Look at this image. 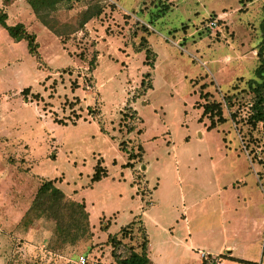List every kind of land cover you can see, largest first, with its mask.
<instances>
[{"label": "rangeland", "instance_id": "374dc122", "mask_svg": "<svg viewBox=\"0 0 264 264\" xmlns=\"http://www.w3.org/2000/svg\"><path fill=\"white\" fill-rule=\"evenodd\" d=\"M153 2L59 0L35 14L26 0H0L5 22L22 23L38 43L32 56L0 26V264H78L79 255L115 264L106 236L133 218L147 234V264H202L195 249L215 264H241L225 257L228 249L218 256L221 241L232 256L264 264V166L250 162L242 125L229 117L245 115L249 96L231 107L223 97L253 75L264 0H173L157 20ZM223 12L209 33L207 21ZM143 25L152 68L139 42ZM202 83L226 118L209 130L198 120ZM129 109L135 114L121 118ZM120 141L142 147L132 168L123 166ZM99 157L106 176L90 184ZM44 179L84 203L89 235L74 245L53 240L50 220L18 224Z\"/></svg>", "mask_w": 264, "mask_h": 264}, {"label": "trees", "instance_id": "16d2710c", "mask_svg": "<svg viewBox=\"0 0 264 264\" xmlns=\"http://www.w3.org/2000/svg\"><path fill=\"white\" fill-rule=\"evenodd\" d=\"M35 14L41 12H48L53 9L54 4L59 0H26ZM153 1L158 2L156 12L153 13L151 19L163 15L169 9V2L167 0H149V4H154ZM160 4V5H159ZM155 5V4H154ZM262 18L260 20V26L264 27V3L261 6ZM211 18L216 19L217 25L220 23V19L216 15H212ZM6 14L0 8V26L5 30L6 35L13 41L24 40L26 43L27 52L32 55H37L38 43L35 38V34L28 31L25 26L20 23H14L9 25L5 22ZM85 21L84 17L82 18ZM150 24V22L148 23ZM46 25V22H44ZM145 32V36L139 37L141 49L144 51V63L149 67H153L154 52L150 49L147 43V35L151 33L147 29L146 25L141 27ZM256 65L253 68V75L244 80L245 86L239 87L237 82L231 85L230 93H225L224 100L227 107H231L234 104L233 98H237L240 94H247L249 96L248 105L246 107V113L243 117H238V111L235 109L229 113V117L232 119L234 126L241 123L242 127H237L239 133L240 143L242 148L249 155L250 162L255 161L261 166H264V37L258 42V46L255 52ZM89 66L92 67V59L89 61ZM149 73L146 72L145 76ZM240 81V77L237 78ZM141 79L140 86H143ZM147 84V83H146ZM204 84L198 86L197 96L203 99V102L199 104L200 116L198 120L205 117L208 121L205 128L207 130L216 127L226 121V118L222 115L221 103L210 97L208 91L201 92V88ZM151 87L148 83L144 86L142 92L144 93ZM203 88V87H202ZM23 97L29 94V88L24 87L19 92ZM31 94V93H30ZM31 97L36 99L37 94H31ZM130 113H123L121 118H128L132 114H135L132 109H129ZM238 117V118H237ZM128 130V129H127ZM101 131V129H100ZM137 133L140 130H136ZM224 141V137H222ZM122 141L118 143V147L121 151L126 153V162L124 167H133L134 161L141 160L142 147L137 144L135 150L131 147L126 150L122 146ZM261 154V157H259ZM263 154V155H262ZM106 176V171L102 166L101 157L96 158L94 165L92 166V173L89 177V183L99 181ZM259 178V175H257ZM135 180V179H134ZM133 180V182H134ZM137 180V179H136ZM264 191V186H262ZM44 218L50 220L53 223V240L60 245H74L79 239L88 233V221L87 212L84 209L83 202H75L72 200H66L62 190L54 184V179L41 180L36 188L30 203L24 211L19 225L26 226L33 221ZM75 219L79 223H75ZM107 225L103 226L106 229ZM125 239L127 241H125ZM133 240L134 243H130ZM110 246V256L113 258L115 264H147L148 263V238L144 230L142 222L138 218H133L127 224L120 226L116 235L108 234L105 241ZM129 242V243H128ZM222 253L218 254L221 256ZM230 260L241 264H254L251 261L244 260L234 256H226ZM202 260V259H201ZM206 263V260H202V264ZM207 264V263H206Z\"/></svg>", "mask_w": 264, "mask_h": 264}, {"label": "built area", "instance_id": "2783aa9c", "mask_svg": "<svg viewBox=\"0 0 264 264\" xmlns=\"http://www.w3.org/2000/svg\"><path fill=\"white\" fill-rule=\"evenodd\" d=\"M207 29L209 30V33L215 34L218 31V26L216 23L215 18H210L206 23ZM199 259L206 260L207 264H215V255L207 254L206 252L202 250H196ZM77 263L78 264H85L86 259L83 255H79L77 257Z\"/></svg>", "mask_w": 264, "mask_h": 264}, {"label": "crops", "instance_id": "0c3cea01", "mask_svg": "<svg viewBox=\"0 0 264 264\" xmlns=\"http://www.w3.org/2000/svg\"><path fill=\"white\" fill-rule=\"evenodd\" d=\"M173 0H167V2H169L170 4H169V9L166 11V12H168V11H170L171 9H172V7H173V2H172ZM165 12V13H166ZM164 13V14H165ZM151 14V16H153V13H150ZM163 14V15H164ZM163 15H161V16H163ZM161 16H158V17H156V18H154L153 20H157V19H159ZM224 16L226 17V13L225 12H223V14H222V17H220V15H217V18H224ZM171 30H175V29H171ZM143 182H144V177H143ZM187 232V231H186ZM185 247L187 248V249H189V250H193V248H191L190 247V245H186L185 244ZM231 246L229 245V244H227L226 242H224V241H221V243L219 244V246H218V254H220L221 252L220 251H224V249H228V250H226V256H232L231 255V249L232 248H230ZM196 250H198V249H195L194 251L196 252ZM149 251V250H148ZM235 257V256H234Z\"/></svg>", "mask_w": 264, "mask_h": 264}]
</instances>
